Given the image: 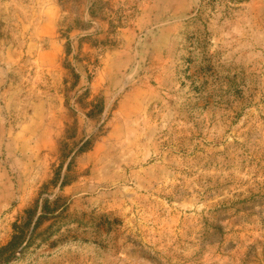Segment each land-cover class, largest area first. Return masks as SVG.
I'll return each instance as SVG.
<instances>
[{
	"label": "rangeland",
	"instance_id": "374dc122",
	"mask_svg": "<svg viewBox=\"0 0 264 264\" xmlns=\"http://www.w3.org/2000/svg\"><path fill=\"white\" fill-rule=\"evenodd\" d=\"M0 264H264V0H0Z\"/></svg>",
	"mask_w": 264,
	"mask_h": 264
}]
</instances>
